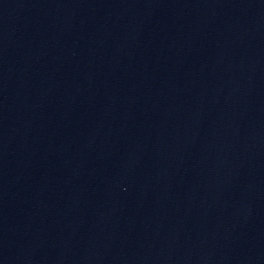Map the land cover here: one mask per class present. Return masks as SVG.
Returning a JSON list of instances; mask_svg holds the SVG:
<instances>
[{"label":"water","instance_id":"water-1","mask_svg":"<svg viewBox=\"0 0 264 264\" xmlns=\"http://www.w3.org/2000/svg\"><path fill=\"white\" fill-rule=\"evenodd\" d=\"M0 264H264V0H0Z\"/></svg>","mask_w":264,"mask_h":264}]
</instances>
